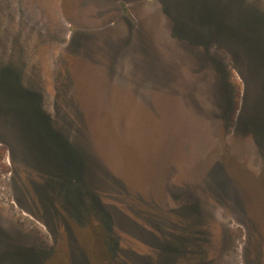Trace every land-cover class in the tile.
Returning <instances> with one entry per match:
<instances>
[{"label": "rangeland", "instance_id": "rangeland-1", "mask_svg": "<svg viewBox=\"0 0 264 264\" xmlns=\"http://www.w3.org/2000/svg\"><path fill=\"white\" fill-rule=\"evenodd\" d=\"M0 264H264V0H0Z\"/></svg>", "mask_w": 264, "mask_h": 264}, {"label": "trees", "instance_id": "trees-1", "mask_svg": "<svg viewBox=\"0 0 264 264\" xmlns=\"http://www.w3.org/2000/svg\"><path fill=\"white\" fill-rule=\"evenodd\" d=\"M36 99H38V98H36ZM65 139L64 138H62L61 137V141L59 142V146H60V148H64V149H66V143H65V141H64ZM81 157L79 156V154L78 153H76V156H75V158H74V162H77V163H75L76 164V166L78 167L77 168V170H80V168H81V163H80V159ZM106 225L108 226L109 225V222L106 220Z\"/></svg>", "mask_w": 264, "mask_h": 264}]
</instances>
